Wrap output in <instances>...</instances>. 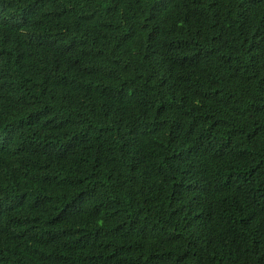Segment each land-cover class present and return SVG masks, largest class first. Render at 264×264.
I'll use <instances>...</instances> for the list:
<instances>
[{"label":"trees","instance_id":"1","mask_svg":"<svg viewBox=\"0 0 264 264\" xmlns=\"http://www.w3.org/2000/svg\"><path fill=\"white\" fill-rule=\"evenodd\" d=\"M0 264H264V0H0Z\"/></svg>","mask_w":264,"mask_h":264}]
</instances>
